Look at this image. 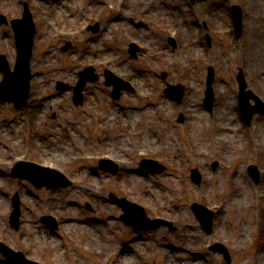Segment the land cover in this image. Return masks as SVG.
<instances>
[{"label": "rangeland", "instance_id": "obj_1", "mask_svg": "<svg viewBox=\"0 0 264 264\" xmlns=\"http://www.w3.org/2000/svg\"><path fill=\"white\" fill-rule=\"evenodd\" d=\"M50 1L53 2L58 13H56V18L50 17L47 22H44L40 32L36 34L37 39L34 44V58L32 60V65L37 71V77L32 81L35 85L42 86L41 88H43L49 84L53 85L55 80H66L69 83L74 82V80L72 81L69 79L70 76H73L72 66L69 64V60L75 57L69 54L71 51L74 52V46L77 44L72 42L71 50L67 53H62L59 48L62 46L64 40L61 37H58L51 43L50 49H45L44 42L51 34V28H53L54 20L57 19L63 21V28L71 31L73 40L76 37L81 38L79 35L80 31L82 35L83 33L86 35L87 33L85 34L84 31L85 26H88L96 21L99 22L102 32L99 37H86L85 41H94L97 44V49L102 48L100 50L102 57L112 59L116 68L112 65L111 66L117 74L123 78H126L128 75L135 77L136 85H139V88L143 93H149V95L155 94L163 88L164 84L159 79V72L162 71L163 68H167L168 70L166 79L167 82L174 84L181 82L183 78L188 76L190 79L193 78L194 83L199 90L204 89L206 77L205 72L207 68L205 67L206 64H193L189 70L182 74L176 69L177 62L181 59V64L179 66H185L188 62L189 56H197L196 54H199L198 56H200L202 55L201 53L207 55L203 52L204 43L203 36L201 35L203 31L202 24L205 23L212 31L228 29L230 25L228 7L232 4H236V0H205L201 3V5L189 7L186 3H183L182 0H176V2H179L182 5V9L184 10L182 20L185 19L186 23L182 24L181 22L178 32L180 31L179 37L182 39L180 43L177 44L176 48H172L169 44H167L166 36H168V32L171 29V15L176 14V12L168 7H165L166 12L160 10L161 6H159L154 9V12L150 10L146 13V16H140L139 12L142 8L136 6L135 0L132 1V5H125L124 10L126 11V17H128L129 14H134L135 20H137L140 16L148 23L146 28L135 30L131 25H129L126 18H119V16L117 17L106 10L105 5L108 0H64V2L62 0H56L58 8L56 7L54 0H45V2ZM124 1L127 2V0ZM164 2L167 4L170 0H164ZM19 7L20 6L16 0H0V8L6 12H8L7 10L12 12V14L8 13L9 17H16ZM207 8L208 10H206ZM247 8L248 7L246 5L245 9L247 10ZM62 11H69L68 13L72 15L70 18L64 14L61 15V13H63ZM193 14L198 16L195 23L193 22L195 19ZM246 14H248L247 11H245L244 16ZM245 19L246 22H248L249 17H246ZM149 21L152 23L149 24ZM108 26L110 30L107 29ZM114 26H117V29ZM7 30V28L0 29V52H5L7 54L6 57L11 58L14 49L12 39L10 37V31L8 30V32ZM129 39H134L143 48V52H140L135 60L130 59L127 54L128 44L130 41ZM227 41L228 42L225 41V43H218L215 41V46L209 53V55H211L208 58L211 61L208 62L209 64L215 63L216 83L214 84V93L217 97L216 108L217 114L222 115L224 119L226 118V114L224 116L222 112L225 110V106H233L234 100V98L230 95L231 93H228V88L229 86L236 87L233 81L234 75L237 71V63L234 60V51L235 49H241L240 47H245L243 39L241 42L239 41L240 47H238L237 44L239 42H235L232 34H230V38ZM39 43H43V46L40 47ZM157 53H163V55L158 58L156 55ZM221 53H225V62L221 57ZM150 55H153V57L150 58ZM94 57L95 53H93V51L89 52V54L86 55V62L84 64H95L96 71L100 73V69L97 67V59ZM230 57L233 60H231ZM258 57L260 58L259 53ZM42 58L48 60V66L50 69L47 73L42 72L39 68ZM253 73L254 72L251 70L250 65H247L246 72L244 73L245 79L248 83L250 82V85L253 88L259 89L261 87L260 81L259 79L257 80L258 77L255 73ZM99 82L100 81L95 84H91V86L88 87V99L89 101L92 100L93 104L98 103V99H100V102L108 100L107 94L105 93V90L102 89ZM186 92V97L180 105V109L191 114V112L187 109L190 108L192 113L195 115L193 117V121L196 119V116H202L206 122H209L202 105H200V96H196L188 90H186ZM65 98H67V95L57 97L55 99L46 97L45 103H47V106L39 110L41 120H44L46 123V130L44 133L37 135L39 140L38 144L40 147L42 146V149L45 152V160L50 162L57 159H65L70 153L69 151H74L73 153H76L73 145H79L80 147H83L85 151L88 150V152H94L100 149V146L93 145L90 141H85L84 138L82 139L81 131L83 130L82 126L84 119L81 113L83 114L84 111L81 110L80 112L78 111L79 109L73 108L70 103L64 101ZM117 103L120 107L122 106L123 109L121 110L119 109L120 107H115L109 110L110 113H123L122 115H124L125 120H134L136 118L137 120L139 119L142 124L140 125L137 121L136 126H134V122L132 123V129L124 128V136L120 135L116 128L113 129L114 134L111 142L115 146L125 148L129 142L131 143V146L140 142L144 145L143 147L145 149L147 147H158L159 143L155 140V138L158 137L162 139V143L168 146V148L177 151V154L173 157V159H166L163 161V164L166 166V170L160 175H146V177L138 176L137 171H128L134 166V164H128V169L120 173L123 176L120 181L123 182V188L126 187L125 189H134L140 193L139 199L150 209V216L153 217L160 211V214L166 216L167 218L179 221V224H181L182 227L179 225L180 229H178L175 234H171L166 229H160L157 237V241L159 242H156L155 239L153 240L151 238L154 237V235H149L144 239H136L134 234L129 230H124L117 242L113 241L112 238L109 237L106 228L108 229L110 226L114 225L113 223L115 222V219L111 218L110 214L117 212V210L106 203L105 200L102 201L100 193H98V190L103 188L99 182L102 179L106 181V177H97L92 173L93 170H96V163L74 162L68 163L70 169L67 174H69L76 182V185L74 184L70 188L57 191L53 195H49V193L42 194L43 197L50 200L49 205L55 206L64 215L67 214L68 216H72L69 217L71 218V221L68 220L70 225L68 223L65 224V228L67 230H63V228H61L60 230L58 229L56 234L50 235L40 230V228L37 229L31 225L30 228L34 229V233L32 229L30 231L28 230V232L22 231L21 233H13L8 229L7 220H4V218L5 211L8 209L7 207H9V196L12 195L14 190H16L17 185L15 184L16 181L14 179L8 177L9 174L7 165L5 163H1L0 187H2L3 191L0 192V239L4 243L13 247L16 243L20 246L29 245L30 247L31 245H34L35 248L30 254L39 260H41L40 256L45 253L44 248L48 247L51 249V254L55 257L57 264H60L59 261L67 259L66 252L68 250L66 246L62 245L60 234L67 237L69 243L79 244L83 250L84 245L93 246L95 244L105 245L106 249H114L117 247L121 248L128 245V242L125 241L127 235L133 239V242L129 245V252L131 255L125 256L122 252V255L120 254V258L113 260L112 264H147L150 262L147 260H139L137 256L132 254L131 248L133 250L144 251L150 247V249L152 248L154 251L152 250L149 254H154V252L157 251V246L160 242L165 245L174 244L179 247L180 245H183L186 250L187 248H194L195 246H203L204 243L210 241L209 236H205L200 232V230L193 228L186 229L184 226L186 222L193 223L192 219L194 218L189 213V206L192 202H204L209 198L211 201H214V198H212L215 196L214 193H221L222 195H225L224 200L227 198V205L229 204L232 207V203H229V199L233 195L235 187H237V189L242 187L236 191L238 192V199L236 201L243 202L248 198L250 199V191L254 190V186H252L249 179L247 180L246 167L249 163L248 161L251 159V156L247 152H241L240 154L235 153L234 150L239 149L240 146H236L228 150V161H232L233 157H235L236 160H239L237 164L233 165L234 167L231 171L224 172L221 169H218L215 173H212L209 167L211 162L208 161V170L206 169L205 171V175L208 180H204V182L201 183L200 188L194 187L195 189H192L188 178V172L186 179L181 181L184 183L180 185L177 171H185L188 166L194 164L189 161L191 158L190 156H192L189 152L191 139L194 138L196 142L200 141V144L204 146L206 150L215 148V146H213L216 145L214 141L211 140V137L208 138V136L213 134L214 128L212 127L211 129L203 130L206 128L204 125H193V121L191 123L188 122L185 128H181L180 125H177L176 129L167 127L168 125L166 120L163 118V114H170L171 116H174L178 107L172 105L164 98L154 102L151 101L150 104H144L141 103L136 96L132 97L131 95L126 94ZM108 105L109 108L112 107L110 106L109 100ZM3 108H7L8 111L10 110L7 106H0V112H2ZM136 108L141 109H138L137 113H135L133 109ZM22 121L23 118L21 115L19 120L10 127L5 124L0 125L5 127L3 130L5 134L9 135V133H13L11 136V143L13 142L17 145L23 143L21 136L25 133H22ZM85 123H87V121H85ZM230 123H232V125H237L240 121L238 119ZM251 123V128L243 129L245 132L243 133L244 136L248 137L250 131H257L261 135L260 138L264 139V118L258 117ZM209 124L213 123L209 122ZM63 128H68V131L63 132ZM72 129L77 130L80 135L75 131L73 134ZM209 130L210 133H207ZM141 139L142 141H140ZM165 139L167 144L165 143ZM6 149L7 146L1 140L0 156L3 157L5 155L8 160L7 162H9L11 156L6 153ZM41 160H43V158ZM168 164H170L172 168H169ZM119 178L115 179L114 182L119 184V182H117ZM114 182L113 184H115ZM218 184H220V186ZM234 184H236L235 187H230ZM260 188H264V182L261 184ZM187 191H189V196L191 197L189 198L185 196L187 202H185L184 205H178V208H175L172 205L171 207H167V205H165L168 209L165 211L164 209H161L164 207V202H168V200L173 201V199H176L175 196H181ZM38 202L39 201L36 203ZM83 202H88L92 208V210L87 214L83 212L84 208H81ZM156 206L160 208L156 209ZM48 207L49 206L44 205L45 209ZM98 213H102L104 216H100ZM232 215H230L227 211L226 215L220 218H215L216 224L214 229L216 232L214 231L213 236H220L222 238V242H225L226 244L229 243L228 245L230 247L236 248L237 244H239L236 234L240 233L242 227L249 231L253 225H248L246 222L242 226V224L235 218L230 217ZM73 217L78 218V220L81 221L75 223L74 220L76 219ZM82 225L85 226L83 227ZM89 228H91V230H89ZM116 228L117 225L114 226V230ZM117 232L120 233L122 231ZM186 234L188 236H186ZM15 240H17V242H15ZM163 250L165 252H169L167 248ZM172 253L174 256H177L178 259L169 256L166 259H162V261L158 260L159 262L155 264H170L168 263L170 258L176 260V264H225L221 259L214 256V254L206 252L193 257L187 256L184 252L172 251ZM69 257L70 259H72V257L76 258L79 264H92L94 261V259L90 260L89 257L85 259V257H81L77 253L71 254ZM249 257V254L235 255L232 257V262L230 264H243ZM248 261L249 259L247 262Z\"/></svg>", "mask_w": 264, "mask_h": 264}, {"label": "bare ground", "instance_id": "obj_2", "mask_svg": "<svg viewBox=\"0 0 264 264\" xmlns=\"http://www.w3.org/2000/svg\"><path fill=\"white\" fill-rule=\"evenodd\" d=\"M161 5H165V2L164 1H161ZM257 22H253V18H250L249 20V39L250 40V43L252 44L254 41H258L260 44H263L264 43V39L263 38H260L257 34ZM92 48L95 49L96 46L92 45ZM98 58H101V54H98ZM224 114H227L226 115V119L228 121H233L235 119V113L232 109L231 106H227L226 109L223 111ZM219 130L220 131H226L227 130V127L225 125H220L219 127ZM225 141V140H224Z\"/></svg>", "mask_w": 264, "mask_h": 264}]
</instances>
